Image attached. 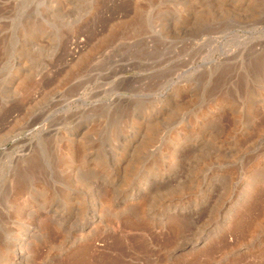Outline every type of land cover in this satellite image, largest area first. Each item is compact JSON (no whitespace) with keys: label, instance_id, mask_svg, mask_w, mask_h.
Returning <instances> with one entry per match:
<instances>
[{"label":"rangeland","instance_id":"obj_1","mask_svg":"<svg viewBox=\"0 0 264 264\" xmlns=\"http://www.w3.org/2000/svg\"><path fill=\"white\" fill-rule=\"evenodd\" d=\"M263 189L264 0H0V264L26 243L30 264H60L98 212L96 253L120 237L143 264L142 240L175 264L195 251L168 258L160 219L197 211L182 245Z\"/></svg>","mask_w":264,"mask_h":264},{"label":"bare ground","instance_id":"obj_2","mask_svg":"<svg viewBox=\"0 0 264 264\" xmlns=\"http://www.w3.org/2000/svg\"><path fill=\"white\" fill-rule=\"evenodd\" d=\"M148 173L149 172H146L143 175V181L141 182L142 184L141 185L139 184L140 188L136 189L138 186L136 188L132 187V189L126 193L125 198H123L124 200L131 195L135 196L137 193L141 192V190L144 192L148 189L149 185L151 184L149 178L150 176ZM248 188L249 190H252V187L249 186ZM258 193L255 197L256 200L254 199L257 202L255 203V207L252 210L222 211L221 218H219L217 221L210 220V221H205L206 223L204 224L202 223L203 225L202 226L200 225L202 227L201 234L198 236L197 235L192 236L191 238L188 239V241H185L182 245L180 241H182L183 238L186 237L188 238L189 233L190 232L192 233L191 231L192 226H196V224L200 222V217H198L197 211H179V210L173 211L172 215L166 214L165 218L160 219V221L156 220L159 221L158 225H160V227L163 229L162 231H165V233L163 234L166 235L163 242L161 243L162 250L165 252L163 253L166 256H168V258L169 257L174 258L176 254L179 255L178 253L179 251H181V247H186V248H191V251L194 250L195 253L190 254L191 255L190 258H184L185 257L184 256L183 257L184 260L178 262L176 261L177 263L175 262V264H219V263L222 264V262L228 259V257L232 256V254L235 255L236 253L240 252L241 249L246 248L247 251H249V255H248L249 259L247 257L248 260L244 259L243 257L241 258L239 256L240 258L237 259L235 258L233 261L227 264H264V248L259 249L257 247L258 248L257 250V248L254 246L255 244H257V242H259L258 243L259 247H262L263 244L261 245L260 241L261 240L264 241V189L259 194ZM204 198H205L204 201L201 199L203 201V202L201 201L202 202L201 206L206 205L207 201L209 200L208 196L206 197L204 196ZM245 198L246 197H244V199ZM99 204H101V202ZM125 212L127 211H124V213ZM98 213H95L94 215L91 214V217H88L87 215H85L86 217L84 216V218L83 216L81 217L80 219L81 228L78 232H76L77 235L72 236L73 240L72 242L70 241V244L71 243L76 244L75 243L76 241H87V242L85 244H81L82 246L75 249L65 261L59 263L60 264H138L137 262H132V261L124 262L123 257H125L126 250L122 247L124 243L122 242L123 240H121L120 237H115L113 241L109 244V248L117 252V254L115 255L109 256L106 253L103 252L96 253L97 251L95 252L94 250H92L89 241H91L93 238L91 234L94 226L96 225V223L97 225L99 223V224H103L104 229L106 228L105 221L102 219V216ZM95 219L96 221L94 223L90 222L91 220H95ZM52 220L54 223H57L58 221H60L61 223L63 222V218L60 216V214L56 212H54V214L52 215ZM136 221L137 222L129 221V222L121 223L120 220L119 221L117 220V225L119 229L129 228L130 230L132 229L138 231L140 229L142 231L148 229V225H147L148 223L141 224L138 221V219H136ZM61 223H57L59 224V227L62 226ZM64 225H67V223H64ZM156 226L157 225H155L154 228H156ZM229 237H231L232 240L231 239L228 240ZM145 242L146 241L141 240L139 242L137 241L134 244H132L131 253L139 256L143 255L142 259H140L143 262V264H154L153 258H151V256L153 255L152 254L153 251L150 249L148 243ZM198 242L200 244L201 243L204 244L203 247L200 249L198 248L199 245H197ZM25 243L26 241H23L22 243L20 244L18 243V244L24 245ZM25 245L28 247L27 248L25 246L19 247L18 245H15L14 249L8 250L5 255L6 256L5 263L30 264V261L33 260L34 253L31 250L32 248L30 249L29 243H26ZM183 258L181 257V259ZM165 263H168V261H166Z\"/></svg>","mask_w":264,"mask_h":264}]
</instances>
